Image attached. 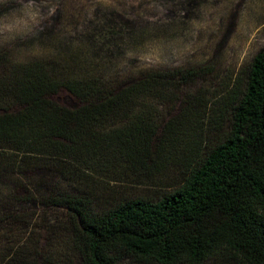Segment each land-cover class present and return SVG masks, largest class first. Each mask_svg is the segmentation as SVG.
Masks as SVG:
<instances>
[{
    "label": "trees",
    "instance_id": "trees-1",
    "mask_svg": "<svg viewBox=\"0 0 264 264\" xmlns=\"http://www.w3.org/2000/svg\"><path fill=\"white\" fill-rule=\"evenodd\" d=\"M128 16L69 28L60 8L32 39L48 52L0 49V264H264V49L220 94L178 95L200 69H126L149 34ZM176 101L202 140L176 138ZM164 159L181 176L162 199L100 205L95 173Z\"/></svg>",
    "mask_w": 264,
    "mask_h": 264
},
{
    "label": "rangeland",
    "instance_id": "rangeland-1",
    "mask_svg": "<svg viewBox=\"0 0 264 264\" xmlns=\"http://www.w3.org/2000/svg\"><path fill=\"white\" fill-rule=\"evenodd\" d=\"M163 5L160 0H0V49L9 50L15 60L48 52L49 44L54 45L51 40L42 46L32 39L43 26L53 23L51 18L55 19L60 8L65 15L63 24L69 28L82 29L100 10L129 14L132 19L137 16L149 34L124 52L122 65L130 71L200 69L194 84L184 86L178 95L187 93L203 100L223 92L264 49V0H176V20L171 15L173 8ZM30 43L34 45L26 48ZM52 99L65 107L79 106L65 90ZM180 109L181 103L176 101L170 116L177 119ZM170 111L162 108L158 121ZM200 116L198 112L195 119L181 115L176 121V138L202 140L207 125ZM156 162L146 170L115 167L107 174L95 173L97 192L101 190L105 201L100 205L110 208L136 198L162 199L178 184L181 169L166 159ZM62 189L73 192L65 186Z\"/></svg>",
    "mask_w": 264,
    "mask_h": 264
}]
</instances>
